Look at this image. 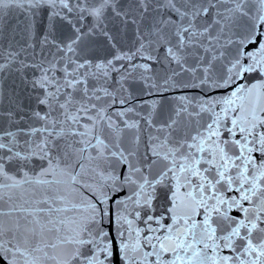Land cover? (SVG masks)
<instances>
[{
  "label": "snow or ice",
  "instance_id": "snow-or-ice-1",
  "mask_svg": "<svg viewBox=\"0 0 264 264\" xmlns=\"http://www.w3.org/2000/svg\"><path fill=\"white\" fill-rule=\"evenodd\" d=\"M0 264H264V0H0Z\"/></svg>",
  "mask_w": 264,
  "mask_h": 264
}]
</instances>
